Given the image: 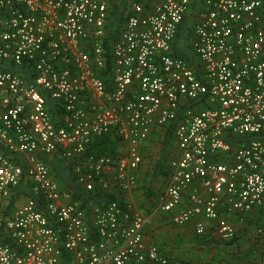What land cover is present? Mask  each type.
<instances>
[{"label":"built area","instance_id":"obj_1","mask_svg":"<svg viewBox=\"0 0 264 264\" xmlns=\"http://www.w3.org/2000/svg\"><path fill=\"white\" fill-rule=\"evenodd\" d=\"M119 1L0 0V264H212L146 242L155 214L198 237L245 227L264 252V0H127L110 37ZM184 18L191 60L174 52ZM170 125L162 187L136 207ZM103 136L113 155L91 152ZM49 162L101 197L75 198Z\"/></svg>","mask_w":264,"mask_h":264},{"label":"trees","instance_id":"obj_2","mask_svg":"<svg viewBox=\"0 0 264 264\" xmlns=\"http://www.w3.org/2000/svg\"><path fill=\"white\" fill-rule=\"evenodd\" d=\"M126 1L127 0H121L119 3L115 4L112 7V10L108 16V24H107V30L109 36H113L116 33V27L118 24L120 25L124 20V9L126 7ZM199 0H195L193 4V8L196 7ZM190 20L188 18H184L181 22L177 33L176 38L174 42V52L176 55L183 56L191 60L189 53L187 51L188 44H187V37L190 35ZM172 125L169 126L168 131L165 133L163 138V145L166 146L168 143L170 137H171V131ZM257 134H253L252 137H257ZM91 152L96 154H108L113 155L116 152V144L110 139L108 136H103L100 138L94 146L91 147ZM165 157L164 153H162L161 157L157 160L156 166L153 170V173L151 175L150 182L152 183L153 180L158 176L159 172H166L165 170H162L161 166L163 164ZM163 160V161H162ZM51 168L54 170L55 176L57 177L58 181L63 186H68L74 191V197L81 199V200H98L101 195L93 194L88 191L82 190L74 181V174L72 173V168L70 163H55V162H49ZM150 185H148L149 188ZM20 192L27 193L26 187L22 186L19 189ZM152 193V192H151ZM150 196V195H149ZM197 242L200 246H214L222 244L226 252L230 255L225 258V262L227 264H234L235 262L242 260L244 258H250V257H259L262 258L264 252L259 250L258 247L254 248L252 247V244L248 243V246H240L239 239L241 238V243L245 240L243 236H240V230L239 232L232 238L231 240H220V239H214V238H205V237H197ZM245 243H247V240H245ZM236 244V245H235ZM175 258V257H174ZM177 259V258H176ZM182 261H187L186 259H180ZM210 263V261H206Z\"/></svg>","mask_w":264,"mask_h":264},{"label":"rangeland","instance_id":"obj_3","mask_svg":"<svg viewBox=\"0 0 264 264\" xmlns=\"http://www.w3.org/2000/svg\"><path fill=\"white\" fill-rule=\"evenodd\" d=\"M190 39L191 35L187 37V44L188 48L187 51L189 53L190 58H192L193 53L190 47ZM158 141V140H156ZM154 141V142H156ZM154 145V156L150 158L148 162V168L143 175V183L146 184L151 178V170L154 166V161L157 158L159 148L161 149L162 145L160 143L153 144ZM171 146H168V149ZM159 156V155H158ZM151 157V155H150ZM166 160V159H165ZM140 182H138L139 184ZM158 229L156 233L157 239L154 241L156 244H159L161 248H169V251L174 252L176 256L180 259L192 260V261H210L212 264H221L225 262V258L230 256L226 250L224 249L222 244L214 245V246H200L197 242V237L192 230L187 228H177L176 226L169 223L167 220L163 221L161 224H158ZM156 229H153L154 231ZM245 229V227H244ZM243 228L238 229L240 230V236L242 235ZM252 228H249L248 231L251 232ZM237 232V233H238ZM181 235V236H180ZM240 246H247L245 240L241 243V238L239 239Z\"/></svg>","mask_w":264,"mask_h":264},{"label":"crops","instance_id":"obj_4","mask_svg":"<svg viewBox=\"0 0 264 264\" xmlns=\"http://www.w3.org/2000/svg\"><path fill=\"white\" fill-rule=\"evenodd\" d=\"M168 128H169V126H166L160 132L155 133V134L150 136V138L148 140L149 142L147 143V146L145 147L144 157H143L142 162L140 163L139 168H138V182H140V183L138 184V186L134 190L127 192L124 196V198L127 201L131 202L136 207H139V208L142 207L144 205V200L149 197L151 192L154 189L162 187V184L164 181V172L163 171L158 173V176L153 180L152 183L149 180L146 184H144L142 179H143L144 172H146V170L148 168V162L150 161V158H152V156H154L153 155L154 154V145L153 144L160 143L162 145V147H161V149L159 148V150H161V151H159V153H158L159 156L158 155L156 156L157 158L154 161V166L152 167V170L150 173L151 175H152L153 170L156 166V162L161 157L162 153H164V157L166 159V157L169 155V153L174 150L175 145H174V139L172 137V132H171V137H170L168 143L166 144V146L163 145V138H164L165 133L168 131ZM156 140H158V141H156ZM154 141H156V142H154ZM169 145L171 147L168 149ZM150 155H151V157H150ZM165 159H164V161L162 160L163 161V164L161 166L162 170H164ZM148 185H150L149 188H148ZM163 218H164L163 215L155 214L152 217V219L149 221V223L145 226L144 238H145L146 242L155 243L154 241L157 239L156 233L158 231V229H156V227H158V224H161L163 221H165V220H163ZM177 228H180V227H177ZM153 229H156V230L154 231ZM243 237H245V236H243ZM156 245L159 246V244H156ZM253 247L257 248L255 246H253ZM159 248H161V247L159 246ZM161 249L163 251H165L168 255L175 257L177 259H180V258H178V256L173 254L174 252L169 251V248H161ZM258 249H259V247H258ZM263 259H264V254H263Z\"/></svg>","mask_w":264,"mask_h":264}]
</instances>
